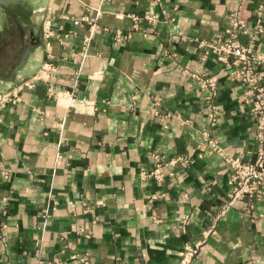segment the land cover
<instances>
[{
    "label": "crops",
    "instance_id": "1",
    "mask_svg": "<svg viewBox=\"0 0 264 264\" xmlns=\"http://www.w3.org/2000/svg\"><path fill=\"white\" fill-rule=\"evenodd\" d=\"M17 2L40 45L0 47V93L54 69L1 112L0 264H179L199 243L190 264H264V198L217 218L224 158L253 161L257 144L244 89L203 44L233 13L253 28L264 0ZM203 132L217 149L199 148Z\"/></svg>",
    "mask_w": 264,
    "mask_h": 264
},
{
    "label": "built area",
    "instance_id": "2",
    "mask_svg": "<svg viewBox=\"0 0 264 264\" xmlns=\"http://www.w3.org/2000/svg\"><path fill=\"white\" fill-rule=\"evenodd\" d=\"M237 1L243 2L244 0ZM263 7L264 4H259L256 9L257 20L253 28H250L244 20L240 19L237 13H233L228 18L225 30L226 37H219L212 41L203 42L204 46L216 56L217 61L225 65L229 81L238 84L244 89L248 101L251 103L250 115L254 124V139L257 144L253 161H243L239 158H224L231 172V190L227 196V201L220 206L217 218L232 208L235 201L246 199L251 202L264 198V53L260 50V42L264 35L261 17ZM82 22L89 25V36H92L96 25L88 17H83ZM73 24L77 26L79 20H74ZM241 35L248 36L247 45L241 44L239 40V36ZM87 47V45L83 47L81 52L77 54L80 63L87 56ZM77 55L74 54L73 56ZM53 69L54 67L51 65H44L29 80L0 93V117L2 110L7 106H14L20 101V94L25 88H34L36 82L47 77ZM192 78L201 88H208L212 93L214 92V78L206 80L198 75H192ZM60 93H63L70 103L74 102L73 93L67 91ZM203 136V141L199 146L200 149L204 147L217 149L216 142L209 137L207 132H203ZM180 159L185 164L189 162V159ZM159 172L160 164H157L156 169L150 176L161 182L162 176ZM249 215L252 214L250 213ZM200 245L201 243L192 247L186 246L180 255L179 264H190L194 258L198 257ZM74 259L79 264H90L83 256H76ZM53 264L62 263L54 261Z\"/></svg>",
    "mask_w": 264,
    "mask_h": 264
},
{
    "label": "flooded vegetation",
    "instance_id": "3",
    "mask_svg": "<svg viewBox=\"0 0 264 264\" xmlns=\"http://www.w3.org/2000/svg\"><path fill=\"white\" fill-rule=\"evenodd\" d=\"M15 9L18 13H14ZM28 21V13L20 8L19 2L13 4L12 0H0V47L6 49L1 52L5 57L12 52V48L25 53L30 45Z\"/></svg>",
    "mask_w": 264,
    "mask_h": 264
},
{
    "label": "water",
    "instance_id": "4",
    "mask_svg": "<svg viewBox=\"0 0 264 264\" xmlns=\"http://www.w3.org/2000/svg\"><path fill=\"white\" fill-rule=\"evenodd\" d=\"M16 23V22H15ZM18 26V24L16 23ZM29 43L32 47H38L40 45V29L34 25L29 33Z\"/></svg>",
    "mask_w": 264,
    "mask_h": 264
},
{
    "label": "rangeland",
    "instance_id": "5",
    "mask_svg": "<svg viewBox=\"0 0 264 264\" xmlns=\"http://www.w3.org/2000/svg\"><path fill=\"white\" fill-rule=\"evenodd\" d=\"M263 53H264V52H263ZM18 54H19V53H18ZM20 55H21V54H20ZM20 55H19V56H20ZM19 56H18V59H19V60H20L21 58H23V57H20V58H19ZM6 60H7V59H6ZM19 60L17 61V65H18V67L21 65V62H20ZM39 71H40V70H39ZM39 71H38V72H39ZM25 81H27V80H24L23 82H25ZM23 82H22V83H23ZM22 83H20V84H22ZM18 85H19V84L14 85V86H12L11 88L7 89L6 91H8V90H10V89H12V88H14V87H16V86H18ZM26 89H27V88H26ZM4 92H5V91H4ZM1 93H2V92H1Z\"/></svg>",
    "mask_w": 264,
    "mask_h": 264
}]
</instances>
